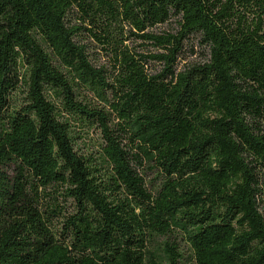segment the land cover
<instances>
[{"label":"trees","instance_id":"1","mask_svg":"<svg viewBox=\"0 0 264 264\" xmlns=\"http://www.w3.org/2000/svg\"><path fill=\"white\" fill-rule=\"evenodd\" d=\"M0 264H264V0H0Z\"/></svg>","mask_w":264,"mask_h":264},{"label":"rangeland","instance_id":"2","mask_svg":"<svg viewBox=\"0 0 264 264\" xmlns=\"http://www.w3.org/2000/svg\"><path fill=\"white\" fill-rule=\"evenodd\" d=\"M176 27L174 22L165 23L157 28L158 31L166 30L171 31ZM203 60L202 48L199 46L196 40L191 41L185 50L181 61L179 62V68H183L186 64L197 63ZM96 135V134H95ZM94 135V136H95Z\"/></svg>","mask_w":264,"mask_h":264}]
</instances>
